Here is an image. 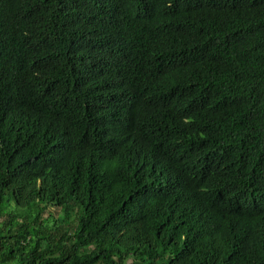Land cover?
Masks as SVG:
<instances>
[{
  "label": "trees",
  "instance_id": "16d2710c",
  "mask_svg": "<svg viewBox=\"0 0 264 264\" xmlns=\"http://www.w3.org/2000/svg\"><path fill=\"white\" fill-rule=\"evenodd\" d=\"M0 264H264V0H0Z\"/></svg>",
  "mask_w": 264,
  "mask_h": 264
}]
</instances>
